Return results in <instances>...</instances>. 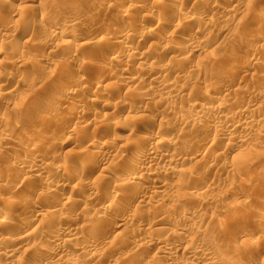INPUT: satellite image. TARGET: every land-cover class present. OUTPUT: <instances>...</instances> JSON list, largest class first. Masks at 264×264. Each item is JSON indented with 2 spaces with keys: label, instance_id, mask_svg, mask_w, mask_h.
<instances>
[{
  "label": "rangeland",
  "instance_id": "obj_1",
  "mask_svg": "<svg viewBox=\"0 0 264 264\" xmlns=\"http://www.w3.org/2000/svg\"><path fill=\"white\" fill-rule=\"evenodd\" d=\"M8 1L0 0L6 10L0 12L1 35L10 36H5L7 42L0 37V89L10 87L15 93L0 91V213L10 217L6 226L0 225V235L18 234L26 221L30 224L23 226L31 235L21 248L0 243V264H27L26 250L50 252L55 247L42 240L57 232L47 215L79 228L73 247H64L65 256L78 258L77 264H207L208 252L231 257L235 261L230 264H264L263 240H257L262 249L258 254L240 246L242 238L264 239V0H15L10 8ZM132 2L136 8L125 12ZM189 15L193 21H187ZM55 24L85 40L70 39L64 45L51 32ZM124 24L128 38L108 36ZM118 41L137 45L144 65L131 55L110 62L115 52L126 53ZM190 43L201 48L191 53ZM127 76L134 79L122 80ZM156 77L155 83L150 81ZM109 82L118 84L112 88ZM63 92H70L72 100H63ZM46 101L51 106L43 105ZM237 113L253 120L246 132L236 127L243 118ZM8 131L14 143L4 140ZM223 132L233 133L231 141L221 138ZM23 133H32L31 139L18 140ZM150 135L164 143L158 153L151 149L153 157L173 162L181 173L164 165L151 167L145 157L152 142L143 141ZM31 145L35 154L23 157ZM83 150L90 154L83 155ZM23 161L40 163L48 173L46 181L35 171H20L16 165ZM134 172L153 173V181L165 185L164 194L151 197V180L123 182ZM65 173L63 189L57 185ZM192 184L205 191L191 194ZM95 193L110 200L94 202ZM16 198V207L6 208ZM67 198L66 208L62 204ZM163 198L178 199L182 208ZM228 207L234 215L222 218ZM98 215L104 222L90 235L97 244L88 251L81 248L89 237L81 227L91 228ZM165 216L173 222L160 231L156 222L169 219ZM126 219L127 224L116 228L118 220ZM178 230L186 238L174 237ZM145 240L174 243L175 251L197 248L198 261L179 250L162 257ZM7 250L13 251L11 260L3 257ZM220 256L210 264H229Z\"/></svg>",
  "mask_w": 264,
  "mask_h": 264
},
{
  "label": "bare ground",
  "instance_id": "obj_2",
  "mask_svg": "<svg viewBox=\"0 0 264 264\" xmlns=\"http://www.w3.org/2000/svg\"><path fill=\"white\" fill-rule=\"evenodd\" d=\"M13 1H15V0H9L8 2H6L7 4H8V6H9V8L11 7L10 5V3H12ZM133 4H128L126 7H125V9H126V11L125 12H129V11H132L133 9H135L136 8V5H134V2H132ZM140 3V2H139ZM6 4V5H7ZM2 5V4H1ZM0 5V12L2 11V12H4V11H6L5 9H4V11H3V7H5V5H3V6H1ZM54 7V6H53ZM56 7V6H55ZM12 9V8H11ZM124 11V10H123ZM2 14V13H1ZM0 14V15H1ZM127 14V13H126ZM128 14H130V13H128ZM128 14H127V16H128ZM134 15V14H133ZM42 16V15H41ZM43 17V16H42ZM135 17V16H134ZM1 18V17H0ZM2 19V18H1ZM186 19H187V21H193V19H194V17L192 16V15H189L188 17H186ZM8 21V20H7ZM168 21V20H167ZM16 22V21H15ZM14 22V23H15ZM37 23V22H36ZM127 23V22H126ZM160 23V22H159ZM3 23H1V25H2ZM1 25H0V29H2L1 28ZM40 25V24H39ZM157 25H158V22H157ZM3 26V25H2ZM5 26V25H4ZM126 26H128V25H126V24H124V25H121V26H119V27H117V28H115V29H112L111 31H108V33H110V34H108V36L109 35H111V37L114 35V37H113V39H117V38H120V37H129L128 36V27H126ZM6 28V27H5ZM5 28H3V31H4V29ZM185 30H188V29H185ZM7 31H8V29H7ZM6 31H4V33H5ZM52 34L54 35V37L56 36V37H61L62 38V41L63 42H65L64 43V45L66 44V43H68V41H69V43L68 44H70V39H73V41L75 42V43H77V42H83L85 39L82 37V36H79V37H77V36H73L70 32H68L67 34L65 33V30L63 29V27H61V26H58V25H54L53 26V28H52ZM3 33V34H4ZM10 33V32H9ZM130 33V32H129ZM2 34V32L0 31V37H2L1 38V41H3V40H5V42H7V35H5V36H7V37H5V36H3V35H1ZM10 35V34H9ZM107 35V34H106ZM10 37V36H9ZM8 37V38H9ZM51 37H53V36H51ZM55 37V38H56ZM110 37V38H111ZM109 38V37H108ZM127 38H126V40H127ZM10 39H12V38H10ZM14 39V38H13ZM15 40V39H14ZM121 40V39H120ZM142 40V39H141ZM141 40H139L138 42H140ZM10 41V40H9ZM8 41V42H9ZM72 42V41H71ZM114 42H115V40H114ZM3 43V42H2ZM117 43V42H116ZM195 43V42H194ZM200 43V42H199ZM198 43V45H200ZM86 44V43H85ZM84 44V45H85ZM154 44V43H153ZM118 45V46H117ZM116 46L118 47V48H120V50H122V52H125L126 51V53H122L123 55H121V53H119L118 51L117 52H115V54H113V57L112 58H110V62H114V61H117V60H121L123 57H125L126 55H131V56H133L134 58H135V60H136V58H137V60H139V61H141L140 62V65H142L143 64V62H142V60L144 59L143 58V55L142 54H137V52H136V50L137 49H135V47L137 48V45L134 47L133 45H132V43L131 42H129V41H118V44H117ZM198 45H194V44H192V43H190V44H188V46H187V49H188V51L189 52H191V53H195L197 50L199 51V49L201 48H198L199 46ZM116 47V48H117ZM152 47V46H151ZM116 50V49H115ZM1 54V53H0ZM142 55V56H141ZM145 55V54H144ZM131 56H129V57H131ZM128 57V56H127ZM132 58V57H131ZM127 59H129V58H127ZM200 59V58H199ZM109 60V59H108ZM136 60V61H137ZM38 61V60H37ZM40 62V61H39ZM126 62V61H125ZM200 62V61H199ZM198 62V63H199ZM202 63V62H201ZM26 64V63H25ZM126 64V63H125ZM39 65V64H38ZM144 65V64H143ZM19 66V65H18ZM42 66V65H41ZM126 69H128V68H126ZM152 69V68H151ZM152 72H154V71H151L150 73H152ZM118 74V73H117ZM121 79V78H120ZM128 80V81H131V80H133L134 78H130L129 76H127V77H125V78H123L122 77V80ZM149 79V78H148ZM114 80H115V78H114ZM157 80V77L156 78H153V79H151L150 81L151 82H154V81H156ZM82 81V80H81ZM115 82V81H114ZM110 83V82H109ZM113 83V82H112ZM112 83H110V85L112 84ZM155 83V82H154ZM17 84V83H16ZM81 84V83H80ZM117 82L116 83H114V84H112V88H114L115 87V85L117 86ZM157 84V83H156ZM110 85H109V88H110ZM164 85V84H163ZM162 85V86H163ZM99 87V86H98ZM112 88H110V89H112ZM108 89V88H107ZM113 90V89H112ZM111 90V91H112ZM0 91L4 94V95H7V96H12V95H14V93H15V91L13 90V88H10V87H4V89L3 88H1L0 89ZM2 94V95H3ZM110 94V93H109ZM3 95V96H4ZM0 96H1V93H0ZM62 97L64 98H62L63 100H69V99H71L72 100V94L70 93V92H63L62 93ZM2 98V97H1ZM7 98V97H6ZM52 98V97H51ZM65 100V101H66ZM49 101V100H48ZM48 101H46L45 102V104L43 103V105H49V106H51L49 103H48ZM92 102H94V100H92ZM52 103V102H51ZM67 103V102H66ZM42 104V103H41ZM40 104V105H41ZM56 104V103H55ZM70 105V104H69ZM53 107H54V105H52ZM222 106V105H221ZM71 107V106H70ZM194 107H196V109H201L202 110V105L201 106H199L198 104H195L194 105ZM75 108V107H74ZM222 108H223V106H222ZM222 108L220 107V106H216V108L214 109L215 110V112H216V114H221L222 112H223V110H222ZM195 110V109H194ZM198 111H200V110H198ZM71 114V113H70ZM238 114V113H237ZM51 115V114H50ZM69 115V114H68ZM46 116V115H45ZM236 116V115H235ZM51 117V116H50ZM238 117H243L242 118V120H241V122H240V125L239 124H237V123H235L236 124V127L238 126V127H240L241 128V131H243V132H246L247 131V129H248V127H249V125L251 124V120L252 119H250L249 117H245V115H243L242 113H240V114H238ZM48 119V118H47ZM53 120H55V119H53ZM262 120H264V119H262ZM262 120H260L261 122H262ZM2 121V120H1ZM40 123H43L44 122V120L43 119H40L39 118V120H38ZM253 121V120H252ZM46 122H48V121H46ZM231 122V121H230ZM226 124V123H225ZM232 125H234V123H231ZM229 125L230 127H232V125ZM263 124H264V122H263ZM251 127H253V126H251ZM8 129V128H7ZM252 129V128H251ZM250 130V129H249ZM248 130V131H249ZM14 131V130H13ZM26 132V131H25ZM242 132V133H243ZM12 133L13 132H11V131H8V132H6V133H4V140H6V142L7 141H12L13 142V135H12ZM28 133V132H27ZM27 133H23V135H22V137L21 138H19L18 140H21V139H31V135H32V133L31 134H27ZM30 133V132H29ZM250 133V132H249ZM233 133H230V132H228V133H226V132H223L220 136H221V138L223 137V138H225V139H228L227 141L229 142V141H231L230 140V138H231V135H232ZM239 134V133H238ZM243 135H244V133H243ZM245 135H246V133H245ZM219 136V137H220ZM259 137L261 136V138H263L262 137V135H258ZM264 136V135H263ZM71 137V139L69 140L68 139V141H72L73 140V137L74 136H70ZM230 137V138H229ZM259 137H258V139H259ZM154 136H152V135H150V136H145L144 138H143V141L144 142H152V144H151V147L149 148V152L148 153H146V157L145 158H148L149 159V162H150V164H151V167H152V165H153V167H156V166H166V168L167 169H171L172 170V172H175V173H181V170L180 169H178L177 167H176V165L175 164H173V162H171V161H165L164 159L162 160V159H159L158 157H153V154H151V149L153 150V151H156L157 152V150H159V149H162L161 147H163V145H164V143H163V141L162 142H160L159 140H156V141H154ZM240 138V137H239ZM239 138H238V140H239ZM243 137H241L240 139H242ZM36 139V138H35ZM173 139V138H172ZM172 139H170V141H168L169 143L170 142H173L172 141ZM264 139V138H263ZM261 140V139H260ZM15 141V140H14ZM166 140H164V142H165ZM175 141V140H174ZM237 141V140H236ZM263 142H264V140H262ZM16 142V141H15ZM168 142H165V143H168ZM261 142V141H260ZM2 143H4V142H2ZM14 143V142H13ZM239 143V142H238ZM240 143H242V142H240ZM262 143V142H261ZM175 144V143H174ZM174 144H173V146H174ZM229 144V143H228ZM227 144V145H228ZM172 145V144H171ZM243 145V144H242ZM27 146V145H26ZM33 146H35V145H33ZM32 145H31V147H27V148H25V152L23 153V157H31V156H33L34 154H35V152H36V148H34ZM150 146V145H149ZM172 146V147H173ZM234 146H236V144L234 145ZM233 146V147H234ZM241 146V145H240ZM175 147V146H174ZM229 150V149H228ZM84 151V150H83ZM83 151H81V152H83ZM146 150H144L143 149V152H145ZM161 151V150H160ZM234 151V150H233ZM232 151V152H233ZM236 151H237V149H236ZM230 152V151H229ZM239 152V151H238ZM158 153V152H157ZM83 155H88V154H90L89 152H87V151H84L83 153H82ZM37 155V154H36ZM145 155V154H144ZM154 155H155V152H154ZM79 156V155H78ZM92 156V155H91ZM22 157V156H21ZM26 159V158H25ZM35 159V158H34ZM138 160V159H137ZM146 160V159H145ZM25 161H27V160H25ZM77 161V160H76ZM136 161V160H135ZM142 161H143V159H142ZM36 162V161H35ZM38 162V161H37ZM144 162V161H143ZM147 162V161H146ZM83 164V163H82ZM149 164V163H148ZM19 167L20 169H22V170H20V171H24L26 174L27 173H31L32 171H35L34 172V174L35 173H37V174H35V176L36 177H38V178H40L41 180H42V182H43V180L44 181H46V176H47V174L44 172V170H43V168H41V166H40V163H34V162H22V163H19V164H17L16 165V167ZM148 167H150V166H148ZM165 168V169H166ZM152 169V168H151ZM136 171L138 170L137 168L135 169ZM152 170H155V169H152ZM170 170V171H171ZM67 171V170H66ZM19 172V171H18ZM67 172H69V170L67 171ZM153 172V171H152ZM151 172V173H152ZM70 173V172H69ZM135 173V175L133 176V175H128V176H124V178L122 179L123 180V182H133L134 184L135 183H139V182H147V181H152V182H149V183H147L148 185L150 184V188H149V191L151 192V193H153V194H151V197H153L152 195H154V193H156L157 194V192L158 193H160L162 190H163V187L165 186L164 184H162V183H160V182H158V181H153V177H152V175H153V173H155V172H153L152 173V175H150V173L149 174H146V173H142V174H139V173H136V172H134ZM166 173H169L168 171L166 172ZM171 173V172H170ZM156 174V173H155ZM158 175V174H157ZM163 175V174H162ZM168 175V174H167ZM171 175V174H170ZM173 175V174H172ZM176 175H178V174H176ZM261 175H263L264 176V174H261ZM261 175H259L260 177H263V176H261ZM26 176V175H25ZM34 176V177H35ZM68 176V173L66 174L65 173V175H64V177L63 178H61L60 180H59V182H58V187H61V188H63V187H67L66 186V182H65V177H67ZM154 176V175H153ZM172 178V177H171ZM4 179H5V177H4ZM39 179V180H40ZM260 182H261V180L260 179H258ZM264 180V179H263ZM256 181H257V179H256ZM255 181V183H257ZM251 182V181H250ZM259 182V183H260ZM132 183V184H133ZM164 183V182H163ZM258 183V184H259ZM56 186V187H57ZM83 186H85V185H83ZM147 186V185H146ZM202 186V185H201ZM201 186H199V184H192V185H190L189 186V190L191 191V194L192 193H194V194H196V193H198V192H203V191H205L204 190V188H201ZM264 186V185H263ZM122 187V186H121ZM145 188H147V187H145ZM144 188V189H145ZM64 189V188H63ZM136 189V188H135ZM143 189V190H144ZM87 190V189H86ZM142 190V191H143ZM145 190H147L148 191V189H145ZM91 191V190H90ZM117 192H118V190H116ZM131 191V190H130ZM141 191V192H142ZM100 192V191H99ZM101 192H103V191H101ZM117 192H115V195H114V197H113V199L111 200V202L112 203H114V202H116L117 200H115V196H116V194L118 195V193ZM138 192V191H137ZM150 192H149V195H150ZM163 192H164V190H163ZM163 192H161V193H163ZM207 192V191H206ZM106 193V192H105ZM104 193V194H105ZM104 194H100V193H95L94 195H92V197H93V199H92V201L94 200V202L97 200H102V201H105V202H107V201H109L110 200V197L107 195V196H105ZM155 194V195H156ZM164 194V193H163ZM72 194H70V196H71ZM144 195V194H143ZM142 195V196H143ZM159 195V194H158ZM157 195V196H158ZM70 196H69V198H70ZM160 196H162L161 194H160ZM205 196V195H204ZM136 197H138V196H136ZM144 197V196H143ZM69 198H67L66 199V201H64L63 202V204H62V206H68L69 204H68V202L70 203V199ZM140 198V197H139ZM147 198H149V197H147ZM150 199V198H149ZM164 200L165 199H167V201L166 202H171V203H173L174 205H175V207H178V208H182L181 207V204H180V202L181 201H179L178 199H174V198H163ZM73 200V199H72ZM147 200V199H146ZM209 200H210V198H209ZM208 200V201H209ZM212 200V199H211ZM201 201V200H200ZM202 202H204L203 200H202ZM212 202V201H211ZM16 203H18V201H17V198H16V200H14V199H10L8 202H7V205H6V208L7 207H14L15 205H16ZM125 203V202H124ZM141 203H143L142 201H141ZM206 203H207V201H206ZM205 203V204H206ZM210 203V202H209ZM20 204V203H19ZM146 204V203H145ZM187 204V203H186ZM61 205V204H60ZM185 205V204H184ZM183 205V206H184ZM209 205V204H208ZM26 206V205H25ZM27 206H29V205H27ZM67 206H66V208H67ZM112 206V205H111ZM16 207V206H15ZM186 207V206H185ZM185 207H183V208H185ZM189 207V206H188ZM110 208V207H109ZM232 207H228L227 208V210H223L222 212H221V214H222V218H229L230 216H233L234 215V213H235V210L234 209H231ZM3 209V208H2ZM11 209V208H10ZM62 209V208H61ZM60 209V210H61ZM64 209V208H63ZM211 209V208H210ZM226 209V208H225ZM7 210V209H6ZM59 210V211H60ZM67 210V209H66ZM65 210V211H66ZM183 210V209H182ZM189 210V209H188ZM1 211V210H0ZM4 211H5V209H4ZM63 211V210H62ZM184 212H186L185 211V209L183 210ZM6 212V211H5ZM104 212V211H103ZM195 212H197V211H195ZM195 212H194V214H195ZM238 212V211H237ZM1 213H4V212H1ZM0 213V225H7L8 223H9V221H7V219H10V217L9 218H7L6 216L9 214V212H8V214L6 215V214H1ZM7 213V212H6ZM25 213V212H24ZM107 213V212H106ZM190 213H191V211H190ZM198 213V212H197ZM192 214V213H191ZM190 214V215H191ZM193 215V214H192ZM191 215V216H192ZM132 216V215H131ZM130 216V219H128V220H131V218H134L133 216L131 217ZM169 216V215H168ZM168 216H165V217H168ZM190 216V217H191ZM96 217V216H95ZM101 215H98L97 216V220H96V223L95 224H93V226L91 227V228H89L88 226H82L81 228H83L81 231H84V233L86 234V235H89V237H87V238H83V240H82V245H81V248H83L84 247V249H85V247L87 248V250L89 251V249H95V247H96V242L94 241V237H93V239L92 238H90V235H92V232L96 229V228H98L97 226L99 225V224H101V223H99V222H104V220H102L101 221V219L103 218V216L101 217ZM164 217V216H163ZM214 217V216H213ZM43 218V217H42ZM169 219L171 218V217H168ZM193 218V216L191 217V219ZM215 218V217H214ZM214 218H211V219H213L214 220ZM221 218V219H222ZM234 219H235V217H233ZM232 218V219H233ZM28 219V218H27ZM26 219V220H27ZM46 219H49V220H54L53 222H55V226H56V233L54 234V235H47V236H44V239H42V240H45V241H47L50 245H52V246H55V247H53V249L50 251V252H46V251H48V250H46V248L45 249H41V248H34V249H30V250H26V252L28 253V255L30 256L29 258H30V262H28L27 264H42V262H44V264H77V261H78V258H73V257H70V256H65V255H67V254H65V248L67 247V248H71V247H73V246H71L72 244H74V242H75V240L77 239V231L79 230V228L78 227H76L75 228V226L73 227V226H71V224L68 226V225H64V224H61V220L60 219H55V217H53L52 215H47L46 216ZM62 219V218H61ZM163 219V218H161V220L159 219V221L158 222H156V227H158L159 229H160V231H161V229L162 230H164V228L165 227H167V226H169V224L171 223V222H173V220L172 219ZM187 219H190V218H186L185 220H187ZM191 219L188 221V222H190L191 221ZM220 219V220H221ZM231 219V220H232ZM25 220V221H26ZM29 220V219H28ZM120 220V219H119ZM118 220V222L120 223V225L119 224H117L118 226H116V228H121L122 226H124L125 224H127L126 222H127V219L126 220H124L123 222H121V221H119ZM195 220V219H194ZM210 220V219H209ZM223 220V219H222ZM230 220V221H231ZM31 221V220H30ZM169 221H171V222H169ZM211 221V220H210ZM236 221V220H235ZM259 221V220H258ZM7 222V223H6ZM29 222V221H28ZM27 221L26 222H24L23 223V225L24 226H26L27 225V223H28ZM129 222V221H128ZM187 222V221H186ZM192 223H194L193 222V220L191 221ZM190 222V223H191ZM196 222V221H195ZM213 222V221H212ZM217 222H219V220H217ZM221 222V221H220ZM224 222V221H223ZM223 222H221V223H223ZM225 222H227V221H225ZM232 222V221H231ZM264 222V221H263ZM189 223V224H190ZM197 223V222H196ZM199 223V222H198ZM197 223V224H198ZM29 224H30V222H29ZM172 224V223H171ZM213 224V223H212ZM216 224H218V223H216ZM226 224V223H225ZM224 224V225H225ZM5 225V226H6ZM20 226L19 228H20V230H19V232H18V234H15V235H10V234H7V235H10V236H5V237H2V235H0V240L2 241H0V243L1 244H3L4 242H11L14 246L13 247H19V248H21L22 246H23V244L24 243H27L28 244V242H29V235H31V232H29V234L27 233V231L25 230V227L24 226ZM116 225V224H115ZM196 224H192V226H195ZM214 225H215V222H214ZM222 225V224H221ZM227 225V224H226ZM216 226V225H215ZM214 226V227H215ZM223 226V225H222ZM1 227V226H0ZM152 227H155V226H152ZM199 227V224L197 225V228ZM80 228V229H81ZM151 229V228H150ZM9 231V230H8ZM13 231V230H12ZM184 230H178L177 232H175L174 234H173V236L174 237H176V238H186L185 237V234H184V232H183ZM256 231V230H255ZM254 231V232H255ZM253 232V233H254ZM257 232V231H256ZM260 233V232H259ZM259 233H257V234H254V235H256V237H257V235H259ZM263 234V233H262ZM5 235V234H4ZM148 235H150V234H148ZM251 235H253V234H251ZM253 235V236H254ZM43 236V235H42ZM41 236V237H42ZM152 236V235H151ZM253 236H251V237H253ZM260 236L261 235H259L257 238H259V239H255V240H251L250 239V241H249V239L247 240V239H243L242 238V242H240V246H244L243 244H245V247H243V248H246V252H247V250L248 251H250L251 253L252 252H256L257 250H259L261 247H260V241L261 240H263L264 241V239H260ZM147 237V236H146ZM149 237V236H148ZM188 237V236H187ZM246 237H248V236H246ZM255 238V237H254ZM29 239V240H28ZM253 239V238H252ZM152 240V239H151ZM170 240H172V238L170 239ZM169 240V241H170ZM260 242H258V241ZM26 241H28V242H26ZM153 241V240H152ZM152 241H149V240H145V245H146V247L147 246H150L151 245V243H152V245L151 246H153V244L155 245V243H153ZM154 241H157V240H154ZM168 241V240H167ZM168 241V242H169ZM173 241V240H172ZM237 241V240H236ZM163 242V241H162ZM171 242V241H170ZM60 243H62V245H60ZM241 243H242V245H241ZM5 244V243H4ZM262 244V243H261ZM99 245V244H98ZM144 245V244H143ZM173 245H174V243L173 244H168V243H165V242H163V243H157L155 246L157 247L156 248V250H157V254H159L160 256H169V255H172L171 253L173 252L174 253V251H175V247H173ZM150 246V247H151ZM237 246V245H236ZM263 246V245H262ZM65 247V248H64ZM141 247V246H140ZM142 247H145V246H142ZM49 248V247H48ZM80 248V249H81ZM263 248V247H262ZM15 249V248H14ZM64 249V250H63ZM75 249H78L77 247H75ZM197 249V248H196ZM196 249H193V248H184V249H182L183 251H181V250H179V251H181V253H183V254H185L188 258H190V259H198V257H197V253H196ZM1 250H4V249H1ZM21 250V249H20ZM19 250V251H20ZM177 249H176V253H177V251H178ZM195 250V251H194ZM261 251H262V249H260ZM15 251V253H17L16 251H18L17 249H15L14 250ZM242 251V250H241ZM240 251V252H241ZM245 251V250H244ZM260 251V252H261ZM25 252V253H26ZM43 252L44 253H46V254H44L45 255V257H46V260L44 259L41 263H40V261H39V258L40 257H42V255L40 256V254H43ZM238 252V251H237ZM249 252V253H250ZM243 253V252H242ZM241 253V254H242ZM248 253V254H249ZM257 253V252H256ZM13 251H4V253H3V257H5L6 259H8V260H11L12 258L11 257H13ZM216 254V253H215ZM215 254H213V252L211 253L210 252V254H209V252L208 253H205L204 254V262H206L207 264L209 263H213L214 261H216L215 259H217V260H219V258H216V257H219V256H215ZM258 254V253H257ZM26 256H27V254H25ZM158 255V256H159ZM174 256H175V253L173 254ZM218 255V254H217ZM246 255V254H245ZM255 255V254H254ZM40 256V257H39ZM2 257V256H1ZM21 257V256H20ZM44 257V256H43ZM43 257H42V259H43ZM221 257H223V259L221 258ZM227 257V256H226ZM170 258H172V256L170 257ZM229 257H227V259L224 257V255L223 256H220V259H222V260H225L224 262H226V261H230V259H231V257H230V259H228ZM27 258H25V260H26ZM169 259V258H168ZM196 259V260H197ZM21 260V259H20ZM24 260V259H23ZM25 260H24V262H25ZM97 260V259H96ZM95 260V261H96ZM172 260V259H171ZM14 261V260H13ZM12 261V263L11 264H15L16 263V261H14L13 262ZM92 261V260H91ZM174 261V260H173ZM172 261V262H173ZM198 261V260H197ZM231 261H233L232 259H231ZM231 261L229 262V264L231 263ZM235 261V260H234ZM233 261V262H234ZM22 262V261H21ZM175 262V261H174ZM218 262V261H217ZM18 263V262H17ZM23 263V262H22ZM178 263V262H177ZM214 263H216V262H214ZM23 264H25V263H23Z\"/></svg>",
  "mask_w": 264,
  "mask_h": 264
}]
</instances>
